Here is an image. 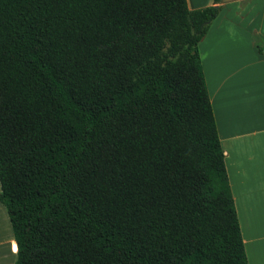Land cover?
Instances as JSON below:
<instances>
[{"label":"trees","instance_id":"1","mask_svg":"<svg viewBox=\"0 0 264 264\" xmlns=\"http://www.w3.org/2000/svg\"><path fill=\"white\" fill-rule=\"evenodd\" d=\"M221 1L0 0L14 264H249L198 48Z\"/></svg>","mask_w":264,"mask_h":264},{"label":"crops","instance_id":"2","mask_svg":"<svg viewBox=\"0 0 264 264\" xmlns=\"http://www.w3.org/2000/svg\"><path fill=\"white\" fill-rule=\"evenodd\" d=\"M213 1L187 4L196 9ZM221 4L198 48L248 262L264 264V0ZM5 209L1 203L0 227L7 230ZM4 237L0 243L16 256L13 232Z\"/></svg>","mask_w":264,"mask_h":264},{"label":"rangeland","instance_id":"3","mask_svg":"<svg viewBox=\"0 0 264 264\" xmlns=\"http://www.w3.org/2000/svg\"><path fill=\"white\" fill-rule=\"evenodd\" d=\"M4 209H5V206H4ZM6 222H8L7 223L8 224L7 230H5L3 227H0V241H3L2 239L5 238L4 235L6 234V232L9 233V235H11V233H12L9 220L7 219ZM2 243L3 242L0 243V264H2V261H3V258L1 256H3L4 259L7 261L12 259V258L14 261L16 256L12 255L10 253L8 244H2Z\"/></svg>","mask_w":264,"mask_h":264}]
</instances>
